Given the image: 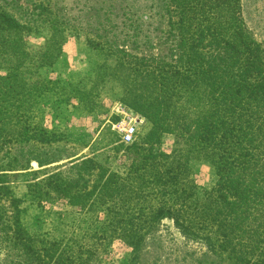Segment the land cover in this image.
Returning <instances> with one entry per match:
<instances>
[{
	"label": "trees",
	"instance_id": "1",
	"mask_svg": "<svg viewBox=\"0 0 264 264\" xmlns=\"http://www.w3.org/2000/svg\"><path fill=\"white\" fill-rule=\"evenodd\" d=\"M15 1L0 0V264H109L113 240L128 249L120 264H264V50L241 0H106L98 20L115 29L118 5L120 36H86V91L69 72L49 74L62 71L59 14L43 0L14 12ZM43 26L32 49L25 33ZM109 84L150 125L115 146L130 154L122 170L88 157L29 170L66 155L54 145L66 135L47 128L45 114L95 113ZM164 134L173 136L168 153ZM195 164L212 170L209 187L196 182ZM14 170L31 176L20 197ZM55 199L81 209L79 235L43 228Z\"/></svg>",
	"mask_w": 264,
	"mask_h": 264
},
{
	"label": "rangeland",
	"instance_id": "2",
	"mask_svg": "<svg viewBox=\"0 0 264 264\" xmlns=\"http://www.w3.org/2000/svg\"><path fill=\"white\" fill-rule=\"evenodd\" d=\"M11 1V0H10ZM27 0H18L8 3L7 7L14 12H18L21 7H30L26 3ZM41 1V0H40ZM50 3V7L61 17L60 33L62 37H58L61 41V54L57 66L62 70H53L49 74L51 77L61 78L66 77V72L74 75L80 81L79 87L83 85L84 91L89 84L85 80L84 73L90 65L87 61L89 54L86 36L90 37L93 32L99 34H107L109 38H114V33L119 35V22L116 14L118 5L114 9L113 20L118 26L109 28L102 26L98 18L102 17L105 8L106 0H43ZM242 16L245 24L249 28L253 38L261 44L264 50V0H241ZM112 18V16H111ZM90 22L92 24H90ZM112 23V21H111ZM47 26H43L39 33H25L32 49L38 48L44 41L43 37L47 32ZM120 36V35H119ZM264 57V55H263ZM46 73L48 74L47 70ZM0 74H4V70H0ZM112 84H109L105 90H100L99 96L94 97V104L101 107L97 112L92 114H76V117H71L67 121L61 119L53 120L47 113L45 114L44 125L47 128L53 126L60 132H63L66 137L56 143L59 151L65 156L46 166H39L36 161L30 162L29 170H38L42 168L51 169L53 165L66 166L74 158H92L97 162H106L112 170H122V164L128 162L130 154L124 150H116L118 144L129 145L137 136H141L148 131L150 125L145 118L124 104L120 99H117L115 94L110 92ZM116 87V84H114ZM113 86V87H114ZM116 89V88H115ZM98 94V93H97ZM72 104H77L78 100L73 98L70 101ZM136 122V130L131 140L126 141L122 137L123 129L131 123ZM173 146V136L164 134L160 149L164 152H170ZM34 164V165H33ZM194 177L196 182L202 187H209L213 181L211 175L212 170L205 164H195L193 166ZM28 170H14L9 172V184L12 187L14 194L20 197L26 191V185L31 176L27 173ZM2 205L9 211V201L4 199ZM51 213L44 218L43 228L54 232L56 236L77 232L76 227L78 222L83 220V212L78 207L70 206L65 199H55L50 206ZM35 210L31 209L27 216H24L25 223L29 228H32L31 216ZM62 222V223H61ZM65 223V224H64ZM169 224V222H166ZM62 224V225H61ZM170 226V225H169ZM171 227V226H170ZM171 235L175 241H181L178 233L170 228ZM161 238L165 244L169 242L170 233L161 231ZM75 234V233H74ZM167 246V245H166ZM127 248L122 242L113 240L107 251L109 252L108 261L112 264H120L123 256L127 252ZM107 259L103 263L106 264ZM227 263V261H225ZM109 263V264H110Z\"/></svg>",
	"mask_w": 264,
	"mask_h": 264
},
{
	"label": "built area",
	"instance_id": "3",
	"mask_svg": "<svg viewBox=\"0 0 264 264\" xmlns=\"http://www.w3.org/2000/svg\"><path fill=\"white\" fill-rule=\"evenodd\" d=\"M136 122L128 124L124 129L122 133V137L124 140L129 141L133 137L135 130H136Z\"/></svg>",
	"mask_w": 264,
	"mask_h": 264
},
{
	"label": "water",
	"instance_id": "4",
	"mask_svg": "<svg viewBox=\"0 0 264 264\" xmlns=\"http://www.w3.org/2000/svg\"><path fill=\"white\" fill-rule=\"evenodd\" d=\"M34 165V164H33Z\"/></svg>",
	"mask_w": 264,
	"mask_h": 264
}]
</instances>
